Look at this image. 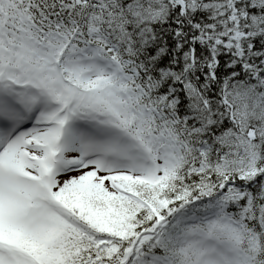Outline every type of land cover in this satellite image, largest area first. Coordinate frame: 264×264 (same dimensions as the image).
<instances>
[{
  "label": "snow or ice",
  "instance_id": "snow-or-ice-1",
  "mask_svg": "<svg viewBox=\"0 0 264 264\" xmlns=\"http://www.w3.org/2000/svg\"><path fill=\"white\" fill-rule=\"evenodd\" d=\"M0 264H264V0H0Z\"/></svg>",
  "mask_w": 264,
  "mask_h": 264
}]
</instances>
